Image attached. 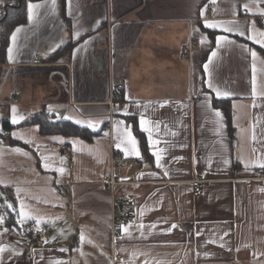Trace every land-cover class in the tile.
Here are the masks:
<instances>
[{
	"label": "crops",
	"instance_id": "1",
	"mask_svg": "<svg viewBox=\"0 0 264 264\" xmlns=\"http://www.w3.org/2000/svg\"><path fill=\"white\" fill-rule=\"evenodd\" d=\"M30 3L0 80V188L12 195L0 200V264H264V48L249 39L264 33V0ZM111 82L124 90L111 97ZM213 96L232 100L233 136ZM43 108L98 134L20 126ZM125 117L152 129L148 155ZM112 172L136 206L115 245Z\"/></svg>",
	"mask_w": 264,
	"mask_h": 264
},
{
	"label": "trees",
	"instance_id": "2",
	"mask_svg": "<svg viewBox=\"0 0 264 264\" xmlns=\"http://www.w3.org/2000/svg\"><path fill=\"white\" fill-rule=\"evenodd\" d=\"M29 1L34 0H0V80L2 76V66L7 61V51L10 44V39L12 33L16 27L26 24L28 22V11L27 5ZM212 104L214 108L221 109L228 123V131L231 136L234 135V127L232 122V100L231 99H219L215 96L212 97ZM128 123L132 124L133 131L135 135L141 141V147L143 153L148 155V145L145 134L140 130L139 124L134 117H125ZM33 125L36 124L40 128V132L43 135H54L61 134L64 136H79L88 141L93 140V138L98 133H93L87 128L80 127L70 121L65 120H55L52 115L46 111L45 108L34 113L32 117L20 124L22 125ZM16 125H12L9 121H4L2 124V130L7 131L14 128ZM18 126V125H17ZM10 143L18 144L14 140H8ZM0 200L11 197L12 195L6 194L4 189L0 188ZM2 210H0L1 212ZM4 216L9 227H13L14 223L10 220L12 214L4 210ZM11 217V218H10Z\"/></svg>",
	"mask_w": 264,
	"mask_h": 264
},
{
	"label": "built area",
	"instance_id": "3",
	"mask_svg": "<svg viewBox=\"0 0 264 264\" xmlns=\"http://www.w3.org/2000/svg\"><path fill=\"white\" fill-rule=\"evenodd\" d=\"M244 16H249L247 10L243 11ZM260 23L264 28V15L259 17ZM40 63L39 60L36 61ZM125 86L122 83H110L109 84V94L111 97L114 96L116 92L124 90ZM114 160L115 156L112 157ZM264 183V168L261 169L257 176ZM106 187L111 190V212H110V226H111V238L112 244L115 245L119 240L122 239L123 229L126 225L136 223L135 210L136 206L134 200L130 197H118L115 195V188L119 184L118 179L114 176L112 172L105 178L104 181ZM193 195L196 197L202 196L203 181L196 177L191 181ZM47 235L41 231L35 233V239L43 240Z\"/></svg>",
	"mask_w": 264,
	"mask_h": 264
},
{
	"label": "snow or ice",
	"instance_id": "4",
	"mask_svg": "<svg viewBox=\"0 0 264 264\" xmlns=\"http://www.w3.org/2000/svg\"><path fill=\"white\" fill-rule=\"evenodd\" d=\"M33 7H34V5H32L31 3H30L29 6H28L29 20L32 19V10H33ZM205 27H217V26H216V25H211V24H207V23H206V24H205ZM224 30H225V31H233V29L228 28V27H225ZM17 31H19V29H17ZM239 34H240V35H244V33H242V32L239 33ZM259 35H260L261 39H258V40H257V39H255L254 37H249V39H253L255 43L260 44V46H261L262 48H264V33H260ZM13 40H15V36H13ZM221 42L231 43V41H226V38H225L224 36H220V37L218 38V40H217V44L219 45ZM9 52L11 53V49L9 50ZM215 55H216V53L213 52V53H212V56H215ZM251 55H252L253 59H255L256 56H257L256 52H252ZM9 58L11 59V55H10ZM205 71H207V65H205ZM209 87L212 88L211 83H209ZM219 95H220V93H219V91L217 90V96H219ZM12 112H13V115H12V123H13V124H16V123H17V117H16V114H15V113H16V110L13 109ZM216 115L219 116L220 113L217 112ZM146 124H147V121H145L144 119H141V120H140V130L143 131V132L148 133V141H149V145L152 146V147H154L155 144H156V142L153 141L152 136H151L152 129H151L150 127H146V126H145ZM126 136H127V138H128V141H127V142L132 146V149L135 150V148H136V144H137V141H136L135 138H133L132 133H131L130 130H126ZM117 147H120V145L118 144ZM136 154L139 155V152H137ZM153 155L156 156V159H157V166L159 167V166H160V164H159L160 156H159L158 153H156V152H153ZM8 207H12V205H8ZM20 215H21L22 217L25 215V213L23 212V204H21V213H20ZM21 222H22V221H21ZM0 223H3V218H2V217H0ZM173 227H175V225H173Z\"/></svg>",
	"mask_w": 264,
	"mask_h": 264
}]
</instances>
